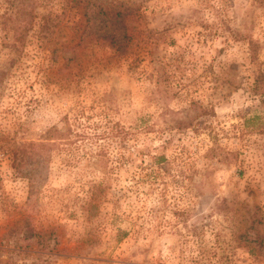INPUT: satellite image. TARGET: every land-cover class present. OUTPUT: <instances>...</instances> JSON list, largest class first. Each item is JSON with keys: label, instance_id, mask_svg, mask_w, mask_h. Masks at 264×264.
<instances>
[{"label": "rangeland", "instance_id": "1", "mask_svg": "<svg viewBox=\"0 0 264 264\" xmlns=\"http://www.w3.org/2000/svg\"><path fill=\"white\" fill-rule=\"evenodd\" d=\"M88 1L0 0V264H264V0Z\"/></svg>", "mask_w": 264, "mask_h": 264}, {"label": "trees", "instance_id": "2", "mask_svg": "<svg viewBox=\"0 0 264 264\" xmlns=\"http://www.w3.org/2000/svg\"><path fill=\"white\" fill-rule=\"evenodd\" d=\"M79 6L82 8L84 18L87 21L86 26H84V29L78 37L80 42L86 41L88 43H93V41H101L103 45L105 42L109 41V46L114 49L116 53L123 56L126 55L132 47L139 45L140 40L137 35L136 26L139 17L133 6L128 7L120 4L117 5V7L105 8L100 4V7H98L99 12L97 14L92 12V17H90L91 14H89L87 10L92 6V9H90L91 13L93 7H95L93 4L91 5L88 0H81ZM29 16V20H24V25L22 26V28H26L21 38L22 41L34 24L32 15ZM100 16L101 20L99 19ZM110 23H112V25H110ZM108 32L110 34H108ZM77 47H79V44H77Z\"/></svg>", "mask_w": 264, "mask_h": 264}]
</instances>
